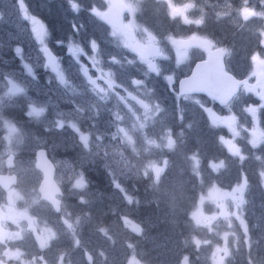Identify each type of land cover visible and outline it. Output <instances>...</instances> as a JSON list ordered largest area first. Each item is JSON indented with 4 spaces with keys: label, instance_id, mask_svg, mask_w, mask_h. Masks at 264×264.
<instances>
[{
    "label": "rangeland",
    "instance_id": "obj_1",
    "mask_svg": "<svg viewBox=\"0 0 264 264\" xmlns=\"http://www.w3.org/2000/svg\"><path fill=\"white\" fill-rule=\"evenodd\" d=\"M55 1L51 6L50 0H0V109L14 117L28 133L27 137H20L18 143L27 140L29 144L35 141L46 145L50 157L59 166L58 174L73 165H84L86 171L87 164L97 163L95 158L99 157L82 149V144L89 142V136L95 140L102 135L114 144L123 139L121 129L134 127L141 137L138 146L147 149L143 152V163L153 171L156 165H161L156 170L161 171L165 158L170 156L174 173L190 165L200 175L199 184L192 181L194 199L189 200L190 213L197 222L210 224L212 231L186 223V217L177 221L175 214L165 215L167 210L163 207L155 212L140 208L142 202L147 201H142L139 193L133 195L129 185L121 181L136 172V168L130 170L136 161L130 159L128 153L123 156L114 153L115 159L109 160L111 166L102 167L109 172L112 168L117 170L111 192L97 191L91 183L87 193L89 203L72 202L71 208L81 212L66 209V214H70L80 228L69 231L59 225L61 235L54 247L69 251L72 264H88L86 251L92 253L93 264H135L137 259H147L160 251L165 253L167 264H176L183 252L192 254L194 264H224L219 251L213 260V251L227 243L233 253L227 264H248L247 256L256 264H264V200L261 199L264 196V154L259 157L264 151V99L258 95L264 94V28H261L264 14L262 18L259 16L262 14L257 15L260 12L253 10L255 5L250 9L234 7L231 0L213 1L207 7L210 14L213 12V20H217L218 11L230 13L211 26L209 30L214 35L209 36L222 45L228 44L232 50L227 57L230 60L227 68L238 77H249V83L235 99L221 107L204 94L178 92L179 79L189 75L195 61L203 59L207 51L215 47L194 25L188 28L190 26L180 23L178 33L164 40V36L159 35L164 33L165 26L161 16L153 14L147 20L156 27L155 35H150L137 31L129 23L132 17L125 8L127 1L105 0L103 12L109 14V19L99 11L94 12V8L91 14L96 27L107 26L106 35L102 40L91 37L88 44L79 46L80 42L73 41L71 36L68 40L59 33L51 37L45 16L62 19L67 23V31L81 37L86 35L85 30L89 31L85 6H76L79 0H60L56 4ZM143 9L148 11L149 7L145 4ZM173 11L175 14L185 9L177 5ZM143 16L137 19L149 26L144 21L147 16ZM230 24L240 30L236 31ZM239 35H243L244 40L238 41ZM60 36L67 44L61 53L53 54L50 48L58 49L55 41ZM85 47L89 48L86 52ZM9 48L18 56L17 67L3 59V53ZM240 60L244 61L247 71L242 68L235 72V67L230 66ZM14 86L23 91H14ZM29 105L45 110L39 117L40 123L25 116ZM100 121H104L110 131L96 130L92 137L88 130L100 125ZM46 126L52 131L45 132ZM167 128L172 129L176 140H191L198 145L202 144L198 142L199 137L210 139L211 134L224 154L218 153L216 145L211 151L209 148L203 151L196 145L182 161L179 157L184 142L177 141L174 153L178 154L174 155H167L164 149L147 143L149 139L159 141ZM194 130L201 132L195 140L191 138ZM229 140L234 142L229 143ZM2 148L0 141V150ZM213 151L216 152L208 157ZM233 151L236 156L230 155ZM189 154L193 156L191 161ZM25 158L30 159L31 153L26 151ZM105 163L103 160L101 164ZM258 167L257 182L252 178L249 185L245 169L252 174ZM133 178L137 179L135 175ZM116 183L120 184L119 189ZM135 186L139 188L137 183ZM127 199L133 201L131 206L126 204ZM117 200L124 204H116ZM36 211L46 218L47 210ZM85 211H90L91 215L84 233ZM212 213L216 214L214 219ZM141 227L146 229L143 238L136 235ZM101 228L107 229L106 235L101 234ZM193 235L210 243L196 251L191 241ZM185 238L187 247L182 242ZM23 247L31 252L30 237Z\"/></svg>",
    "mask_w": 264,
    "mask_h": 264
},
{
    "label": "clouds",
    "instance_id": "obj_2",
    "mask_svg": "<svg viewBox=\"0 0 264 264\" xmlns=\"http://www.w3.org/2000/svg\"><path fill=\"white\" fill-rule=\"evenodd\" d=\"M146 2L148 0H127L125 8L132 17L129 23L137 31L155 35L152 29L137 19L138 16L143 14L142 5ZM153 2L156 5L154 13L159 14L162 12L169 22H175L179 19L180 23L188 26L194 25L197 28H202L207 23L205 9L198 3V0H185V3L180 5L185 11L175 14L173 11L177 7L175 0H153ZM204 3L207 4L208 0H204ZM245 3H247V0H245ZM230 7L231 5H229ZM197 10L201 14L199 16L192 15ZM229 14L228 11H218L215 15L217 19H222ZM204 35L214 46L223 48L226 56H231L232 50L227 45L220 44L212 36ZM157 39L159 40L158 37ZM163 39L170 40L171 33L164 36ZM13 90L23 91L22 88H16L15 86ZM258 95H261V98L264 99V94ZM44 111L42 108L38 109L29 105L24 114L30 120L34 119L37 123H40L39 117L43 115ZM44 131L50 132L52 129L46 126ZM120 131L123 134V139L117 143L104 144L102 135L96 136L95 140L89 136V142L83 143L82 149L86 153H92V155L105 160L106 163L102 165L105 168L108 167L107 161L115 159L114 153L121 156L128 153L129 158L136 161V164L132 165L130 170L136 168L134 173L136 178L147 181V189L152 193V202L157 207L162 206L166 209L165 215L175 214L177 218L184 215L186 223L191 222L196 228H207L212 231L210 224L197 222L191 216V213L185 210L186 201L191 195L192 181L194 179L199 184L200 175L194 172L190 165L174 173L172 171L174 165L169 162L170 156L165 158L161 171H153L151 166L143 163L145 159L143 152L147 149L138 146L141 137L135 128L121 129ZM22 136H28L22 125L14 117L6 115L4 110L0 109V141L3 142V148L0 150V209L4 213L3 219L0 220V264H72L69 251L54 247L61 235V228L57 225L75 231L70 214L65 213V203L66 200L74 199L80 205H87L89 203L87 193L91 189V182L84 170V165H73L67 171H61L60 174L54 176L57 184L55 199L58 203H53L41 191L45 176L37 166L39 154L41 152L47 154L48 147L35 141L31 144L27 140L18 143ZM147 143L156 148H162L168 153L175 152L178 147L171 128H167L163 132L159 141L149 139ZM26 151L31 153L30 159L25 158ZM192 159L193 156L189 154L188 160L191 161ZM115 187L119 189L121 186L116 183ZM136 203L139 204V201L137 200ZM126 204L131 206L133 201L127 199ZM37 209H45L51 212L54 220L40 217L36 211ZM84 215H91V212L85 211ZM215 215V213H212L211 218L214 219ZM76 223H79V217H76ZM145 230L144 227H141L136 235L143 238ZM99 231L101 234H107L106 228H101ZM29 237L35 245V250L31 252L23 247L25 240ZM191 241L196 246V251H199L202 245L210 243L208 240L198 239L195 235L191 237ZM182 242L185 247L188 246L186 238ZM245 243L247 244V239ZM76 246H79L78 240ZM248 247L250 248V245ZM217 251L223 254L224 264H227V261L233 256L227 243L222 247L217 246L213 251L214 261ZM50 253L53 254L50 256ZM100 254L104 255L102 252ZM246 258L248 264H256L251 256ZM85 259L88 264H93L94 257L91 252H85ZM135 264H167V257L163 251H160L147 259H137ZM176 264H194L192 254L183 252L179 255Z\"/></svg>",
    "mask_w": 264,
    "mask_h": 264
},
{
    "label": "trees",
    "instance_id": "obj_3",
    "mask_svg": "<svg viewBox=\"0 0 264 264\" xmlns=\"http://www.w3.org/2000/svg\"><path fill=\"white\" fill-rule=\"evenodd\" d=\"M59 1L60 0H56L55 1V4L57 2H59ZM76 1L77 0H75V2ZM81 1H83V2H81ZM125 1H127V0H125ZM213 1H218V0H208V3L207 4L204 3V0H198V3L201 4L203 6V8L205 9L206 16H207V23H206V25L204 27H202V28L195 27V29H198V30L200 29L201 30V34L200 35H202V36H205L204 34L214 35V33L212 31H210L209 29H211V26H213V24H216V22H217L218 19L217 20H213V18L211 17L213 12L210 14L209 11L207 10V7ZM231 1H232V5L234 7H238L239 9H240V7H243V6H245V9H250V7H252L253 5H255L254 8H253V10H257L258 12H260L259 14H262V16L261 15H259V16L261 18L263 17V14H264V0H247V3H245V0H231ZM50 3H51L50 4L51 6L54 5V0H50ZM105 3H106L105 0H79V2L77 3L79 5H76V6H78L79 8H80V6H82V7L85 6V9L87 10V13H86L87 19L86 20L88 22V27H89L88 28L89 31L85 30L86 35L83 34L81 37L80 36H77L76 35V32L75 33H71L70 31H67L66 30V24L67 23H65V21H63L62 19H60L58 21L55 18L50 19L49 15H46L45 16L46 17L45 19H46V21L48 23V29H49V32H50L49 33L50 36L52 37L53 34L59 33L64 38H67V40L69 39V36H71V38H72L73 41L74 40H78L80 42L78 44L79 46H81L82 43L85 44V45L88 44L89 43L88 39H90L91 37H92V39L93 38H97V39L100 38L102 40V36L104 38V36L106 35L105 33H106L107 26L106 25L100 26V28L99 27H96L95 24H94L95 18H92L93 17V14H91V13H92L93 8H94V12H95V10L97 12L99 11L100 14L104 15V18L106 17L107 19H109V14L107 12H103L104 11L103 8L105 6ZM175 3H176V5H182V4L185 3V0H175ZM98 4H99V7H98ZM145 4L149 7V9H148V11L146 10L147 12L146 11H143V15L145 14L144 16H147L144 21H146L148 23V25H149L148 27H150L153 30V32L156 33V30H155L156 27H155V25L152 22L147 21V20H150L152 18L153 14H155V13H153L154 12V8H155L154 7V2H153V0H148V2H146V3H144L142 5V8H143V6H145ZM31 8H33V7H31ZM101 9H103V10H101ZM162 14L163 13L161 12L158 15L161 16L164 19L165 26H164V33H161L159 35L166 36L167 34L171 33V36H172V35L177 34L178 33L177 30H178V27L180 25L179 19H177L175 22H169L167 20V18L164 15H162ZM200 14L201 13H200L199 10L193 12V15L194 16H199ZM143 15H141V16H143ZM192 26H190L188 28H192ZM231 26H233V25H231ZM233 28H235L236 31H239L240 30V29H236L235 26H233ZM261 28L262 29L264 28V25L263 24H261ZM75 29H77V28L75 27ZM63 31L65 33H63ZM227 32L230 33L231 36H234L231 32H229V31H227ZM255 33L256 34L259 33V35H260V32L259 31L258 32L255 31ZM93 34L97 35L98 37H95V35H93ZM61 36H60V39L59 40L57 39L55 41L58 44V49H55L54 50L53 48H50L53 54H57L58 51L61 53V51L63 50L64 45L67 44V41L65 39H61ZM162 38H164V37H162ZM240 40H244L243 35H239L238 41H240ZM103 42H104V39H103ZM241 44L244 45L243 42ZM87 50H89V48L88 47H85V52ZM11 57L14 58V60H16V62L14 60H11ZM17 57H14L13 56L12 49L11 48L7 49L3 53V59H6L7 62L10 61V65L11 66H15V67L18 66L17 65ZM61 58H63V57H61ZM228 58L226 59V61H228ZM229 61H228V63H229ZM228 63H227V65H228ZM230 66H234L235 67V72L237 71V69H242V68H243L242 70H246L247 71L246 66H245L243 60L238 61L237 65L235 64V62H232V64ZM242 70H241V72H242ZM241 72H240V70L238 71V73H240V74H241ZM262 112H263L262 113V116H264V107H263ZM99 124L100 125H93V126H91V128L88 130V131L91 130L90 133L92 134V137H94V135H95L94 131H96V130H98V131H105V132H109L110 131V130H108L109 129L108 125H106L104 123V121H100ZM193 132L198 133V134H201V132L200 131H197V130H194ZM189 135H190V133H189ZM197 137L198 136H196V137L191 136V138L193 140L197 139ZM215 138L216 137L215 136H211V134H210V139L207 138L206 136H204L203 139L199 137V139H201V140L198 141V142H201L202 143L201 145H198L196 143L192 144V141L191 140H187L186 141V144H183L182 145L181 156L179 157V160H182L183 161L184 158H185V156L189 153V151H192L193 150V148H191V147H193V146L196 147V145L199 148H202L203 151H206L207 148H209L210 151L211 150H214L215 145L217 143L216 141H214ZM104 140H107V141L110 142L109 138H106V139L104 138ZM188 147H190L191 149H188ZM216 147H217V145H216ZM217 148L219 150V152H218L219 154H224V151L222 150V146L221 145H219ZM215 152L216 151L209 152V156L208 157L212 156L211 154L212 153H215ZM166 153H167V155L178 154V153H174V152L173 153H168L167 151H166ZM95 160L97 161V163H90V164H87V166H86L87 175L90 176V177L88 176V178H89L90 182L92 183L93 188L96 189L97 191L99 190V191H104V192H111V184H112V188H113V181L116 178L115 172L117 170H114L111 167L112 170L110 172L109 171H106L105 169L102 168L103 166H102L101 163H103V160L100 157L95 158ZM107 162H108V166H111V163L109 161H107ZM172 164H174V163L172 162ZM258 169H259V167L257 169L255 168L253 170L252 174L249 173L248 169H245L246 170V173H248L247 175L249 177V180H248V178L246 179V183H248L250 185L251 184V181L250 180H252V178L255 179L256 182H257V179H258L257 173L259 174ZM236 173L238 174V170L236 171ZM133 176H134V174H132L131 177L128 178V179H126V178L121 179V181L123 182L124 185H129V189L132 191L133 195L136 194V193H139L142 196V201L143 200H146L147 201V202H142L143 205H140V208H142L143 210L146 209L147 211H151V212L159 211V209H162V206H161V208H159V207H157V205L155 203L152 202V193H150L148 191V189H147V181L140 180V179H136L135 180L133 178ZM136 183L139 185V188L137 186H135ZM193 193L194 192H192V189H191V195L189 196L188 201H186V204H185V210L188 211V212H190L191 205H192V203L189 200L194 199V197H191L193 195ZM253 193H254V191L253 192L251 191V194H253ZM262 193H264V192L262 191ZM144 194H145V197H144ZM262 197L263 198H261V199L264 200V196H262ZM117 203H120V200H117L116 201V204ZM144 203H147V204H144ZM120 204L123 205L124 203L121 202ZM175 217L176 216L174 215V218ZM176 219H177V221H181V220L185 219V216L184 215H180L178 218L176 217ZM172 221L173 220L171 219V222ZM238 264H241V263H238Z\"/></svg>",
    "mask_w": 264,
    "mask_h": 264
},
{
    "label": "water",
    "instance_id": "obj_4",
    "mask_svg": "<svg viewBox=\"0 0 264 264\" xmlns=\"http://www.w3.org/2000/svg\"><path fill=\"white\" fill-rule=\"evenodd\" d=\"M225 51L221 47H214L207 51L203 59L197 60L189 75L182 76L178 81L179 94L202 93L214 99L219 105L225 106L239 92L241 85L248 82L247 78L236 76L226 69ZM37 166L42 170L45 181L41 191L53 201L57 184L54 180L56 166L49 153L41 152ZM3 214L0 210V218ZM90 252V251H87Z\"/></svg>",
    "mask_w": 264,
    "mask_h": 264
},
{
    "label": "flooded vegetation",
    "instance_id": "obj_5",
    "mask_svg": "<svg viewBox=\"0 0 264 264\" xmlns=\"http://www.w3.org/2000/svg\"><path fill=\"white\" fill-rule=\"evenodd\" d=\"M14 57H17V56H15V55H13ZM15 62H16V60H14ZM188 95V94H187ZM245 129H247V128H245ZM193 132V131H192ZM260 132V135H262V131L260 130L259 131ZM219 134V133H218ZM234 135H235V132H234ZM193 136L194 137H196V136H199V134L198 133H195V132H193ZM228 137H229V133H228ZM235 138V137H234ZM178 142H180V143H183L184 141L183 140H177ZM222 142H223V144H224V141L222 140ZM229 143H232V142H234V141H232V140H229L228 141ZM228 143V144H229ZM183 144H186V141L183 143ZM229 146V145H228ZM235 153L236 152H230V155L231 156H236L235 155ZM264 154V151L259 155V157H262V155ZM53 162L55 163V166H56V171H55V175H57L58 174V172H59V166H58V164H57V162H56V160H53ZM163 163H164V160L162 161ZM186 165V164H185ZM161 168V165H159V167H158V165H156V167H155V169H154V171L155 172H157L159 169ZM157 170V171H156ZM73 201H75L74 199H72V200H66V203H65V213L67 212V210L66 209H71V211H75V212H81L80 211V209H76V210H73L71 207L72 206H74L73 205ZM1 210V212H2V214L4 215V213H3V210L2 209H0ZM42 218H43V215L42 214H40V213H38ZM44 215L46 216V218H48V219H52V220H54V216H53V214L51 213V212H49V211H45L44 212ZM88 218H89V215L87 216L86 215V222L84 223L85 225L83 226V232L85 233V230H87L88 229V227H86L88 224H89V222H88ZM3 219V217L2 218H0V220H2ZM72 220V222H73V224H74V226H75V229L76 228H80V224H75V220H73V219H71ZM83 225V224H82ZM58 227H59V224L57 225ZM77 226V227H76ZM63 227V226H62ZM66 229V228H65ZM68 230V229H67ZM69 231H71V230H69ZM30 241H31V244H32V250L31 251H34L35 250V245H34V242H33V240L31 239V237H30Z\"/></svg>",
    "mask_w": 264,
    "mask_h": 264
}]
</instances>
